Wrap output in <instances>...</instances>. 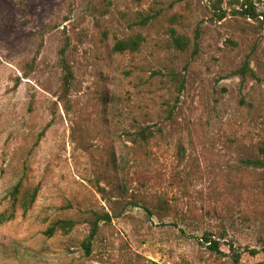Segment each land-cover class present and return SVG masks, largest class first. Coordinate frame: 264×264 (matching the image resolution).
I'll return each instance as SVG.
<instances>
[{
	"label": "rangeland",
	"instance_id": "obj_1",
	"mask_svg": "<svg viewBox=\"0 0 264 264\" xmlns=\"http://www.w3.org/2000/svg\"><path fill=\"white\" fill-rule=\"evenodd\" d=\"M260 161L264 0H0V264H264Z\"/></svg>",
	"mask_w": 264,
	"mask_h": 264
},
{
	"label": "trees",
	"instance_id": "obj_2",
	"mask_svg": "<svg viewBox=\"0 0 264 264\" xmlns=\"http://www.w3.org/2000/svg\"><path fill=\"white\" fill-rule=\"evenodd\" d=\"M245 14H249L252 17H255L256 11L254 10V5L249 4L248 8L245 10ZM221 17H224L221 16ZM145 38L142 34H134L132 36L123 38L118 40L114 45V50L117 52H137L141 49V46L144 42ZM174 43L180 48H186L189 45V39L178 35L176 33L173 34ZM62 66L64 68V77H63V91L64 95H67L70 91L72 81L74 79V73L71 66L67 63L65 59L62 60ZM247 69V66L244 67V71ZM139 136L148 140L150 136L153 135V132L150 128H144L141 132H138ZM261 165L264 166V162L260 161ZM40 191V187L38 185H27L22 181H19L16 185H14L13 189L10 192L11 201L10 206L0 213V223H4L7 221H11L16 217V212L18 209H22L23 213H27L28 210L35 203L38 194ZM149 210L148 208H146ZM111 221V215L109 213L100 214L95 213L91 218V232L87 236L84 241V246L87 252H90L92 247V242L95 239L96 235L100 231V223H108ZM78 224V220L74 218H60L56 219L52 222V224L47 228L44 232L47 236H52L58 231H63L65 233H69L75 226ZM204 240L207 243H210L209 248L213 251L220 252V243L218 240L213 239L212 237H204ZM247 251L252 255H257L260 252L264 253V247L261 250L257 249H247ZM237 259L239 258V253L236 252Z\"/></svg>",
	"mask_w": 264,
	"mask_h": 264
}]
</instances>
